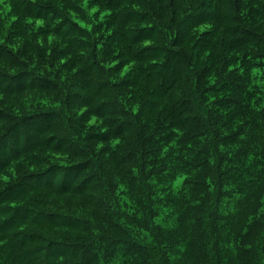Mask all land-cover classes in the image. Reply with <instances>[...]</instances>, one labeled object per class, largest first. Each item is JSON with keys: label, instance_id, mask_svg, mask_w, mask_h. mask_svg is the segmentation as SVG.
Returning <instances> with one entry per match:
<instances>
[{"label": "clouds", "instance_id": "1", "mask_svg": "<svg viewBox=\"0 0 264 264\" xmlns=\"http://www.w3.org/2000/svg\"><path fill=\"white\" fill-rule=\"evenodd\" d=\"M0 264H264V0H0Z\"/></svg>", "mask_w": 264, "mask_h": 264}]
</instances>
